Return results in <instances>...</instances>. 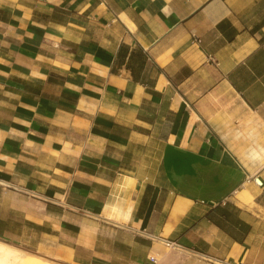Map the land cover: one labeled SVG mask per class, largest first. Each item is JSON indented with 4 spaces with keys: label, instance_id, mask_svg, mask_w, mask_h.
<instances>
[{
    "label": "crops",
    "instance_id": "1",
    "mask_svg": "<svg viewBox=\"0 0 264 264\" xmlns=\"http://www.w3.org/2000/svg\"><path fill=\"white\" fill-rule=\"evenodd\" d=\"M0 240L264 264V0H0Z\"/></svg>",
    "mask_w": 264,
    "mask_h": 264
},
{
    "label": "bare ground",
    "instance_id": "2",
    "mask_svg": "<svg viewBox=\"0 0 264 264\" xmlns=\"http://www.w3.org/2000/svg\"><path fill=\"white\" fill-rule=\"evenodd\" d=\"M0 264H56V262L0 240Z\"/></svg>",
    "mask_w": 264,
    "mask_h": 264
},
{
    "label": "rangeland",
    "instance_id": "3",
    "mask_svg": "<svg viewBox=\"0 0 264 264\" xmlns=\"http://www.w3.org/2000/svg\"><path fill=\"white\" fill-rule=\"evenodd\" d=\"M181 251H183L181 248H166L165 247V251L164 252L166 253V259H172L175 255H177ZM188 254H189V252H187V254L184 255V256H188ZM185 264H188V263H185ZM191 264H196V263H192V260H191Z\"/></svg>",
    "mask_w": 264,
    "mask_h": 264
},
{
    "label": "built area",
    "instance_id": "4",
    "mask_svg": "<svg viewBox=\"0 0 264 264\" xmlns=\"http://www.w3.org/2000/svg\"><path fill=\"white\" fill-rule=\"evenodd\" d=\"M163 242L166 245V248H180V245L176 241L164 240ZM152 260L153 262H156V259L154 257L152 258Z\"/></svg>",
    "mask_w": 264,
    "mask_h": 264
}]
</instances>
